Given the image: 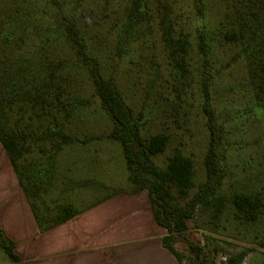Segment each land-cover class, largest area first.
Here are the masks:
<instances>
[{
	"label": "rangeland",
	"instance_id": "obj_1",
	"mask_svg": "<svg viewBox=\"0 0 264 264\" xmlns=\"http://www.w3.org/2000/svg\"><path fill=\"white\" fill-rule=\"evenodd\" d=\"M8 1L0 0V55L9 50L2 42L3 15L38 20L37 34L53 32L61 17L75 21L87 52L99 58L103 75L113 78L122 91L140 123L141 135L169 134L167 149L154 157L156 163L166 167L176 152L190 156L196 184L206 179L204 159L210 131L203 90L208 86L216 151L226 176L212 204L197 207L185 235L205 247L211 264H227L242 251L248 254L239 264H264V103L254 95L241 46L224 36L229 29L224 21L227 1L197 0L205 14L198 21L191 0H163L177 14L170 15L176 28L191 43L182 65L169 58L163 44L157 0H145V15H124L117 9L118 0H16L19 13L6 11ZM199 33L205 35L206 59L199 48ZM22 45L23 50L29 47L28 42ZM54 45L74 104L68 107V117L66 110L58 116L62 131L74 141L63 144L58 152L52 150L50 141H32L31 153L22 162L29 173L44 180V188L39 190L45 199L41 209L63 204L69 211L109 194L130 192L134 186L122 143L109 136L113 123L101 107L88 72L74 62L66 42ZM32 128L38 131L37 124ZM42 144L44 152L39 149ZM238 192L261 200L255 220L239 215L233 203ZM174 247L182 255V263L190 264L187 244L178 241Z\"/></svg>",
	"mask_w": 264,
	"mask_h": 264
},
{
	"label": "trees",
	"instance_id": "obj_2",
	"mask_svg": "<svg viewBox=\"0 0 264 264\" xmlns=\"http://www.w3.org/2000/svg\"><path fill=\"white\" fill-rule=\"evenodd\" d=\"M144 1L118 0L117 9L122 10L124 15H145L148 13V4ZM226 1L224 21L229 29L224 36L241 46L254 95L263 104L264 0ZM191 2L192 11L195 12L193 15H197L198 21L202 20L205 14L200 3L197 0ZM8 3L7 12L19 13L16 0H9ZM157 5L165 49L170 59L182 65L191 44L188 35L176 28L170 15L177 14L171 11V5L163 0H157ZM1 18L4 28L2 42L9 50L0 55V141L19 176L41 230H48L77 214L75 210L66 211L63 204L51 210L48 207L42 210L41 205L45 204V199L39 190L44 188V180L39 181V177L29 173L22 162L31 153L32 141H50L54 152L60 151L63 144L74 141L72 136L62 131V122L58 116L61 110H66L65 117H68V107L74 106L71 87L66 83V76L62 72L63 62L57 57V51L52 49L57 46L54 43L62 40L73 51L77 66L88 72L95 93L100 98L101 107L112 120L109 136L122 143L129 178L134 186L130 192L148 191L153 215L158 224L167 230L163 238L164 245L182 262V255L174 244L183 241L188 246L190 264H211L212 260L205 247L185 235L197 207L212 204L226 176V169L221 165L216 151L215 115L208 86L205 84L203 90V111L210 131L204 159L206 179L196 184L194 161L190 156L176 152L170 157L166 167L156 163L154 157L167 149L169 134L158 132L148 138L141 135L140 123L134 118L122 91L113 78L103 75L99 58L87 52L86 43L75 21H67L65 17H61L62 19L56 20L53 32L37 34L35 31L38 20L23 19V15H3ZM198 38L199 48L206 59L205 35L199 33ZM25 42L29 43V47L23 50L22 44ZM35 46L37 48H33ZM35 124L40 132L32 128ZM45 148L42 144L39 149L44 152ZM49 158L54 156L49 155ZM194 188L196 191L192 194ZM233 203L239 215L249 220L258 217L261 205L258 196L238 192L233 196ZM219 212L221 203L217 207V213ZM0 237L3 249L14 263L24 264L15 251V243L1 229ZM247 254V251H242L230 257L227 264H239Z\"/></svg>",
	"mask_w": 264,
	"mask_h": 264
},
{
	"label": "crops",
	"instance_id": "obj_3",
	"mask_svg": "<svg viewBox=\"0 0 264 264\" xmlns=\"http://www.w3.org/2000/svg\"><path fill=\"white\" fill-rule=\"evenodd\" d=\"M75 211L41 230L0 141V229L24 264H183L164 245L167 230L156 221L147 190L109 194ZM0 264H15L1 237Z\"/></svg>",
	"mask_w": 264,
	"mask_h": 264
}]
</instances>
